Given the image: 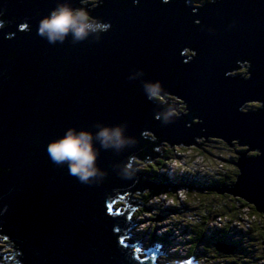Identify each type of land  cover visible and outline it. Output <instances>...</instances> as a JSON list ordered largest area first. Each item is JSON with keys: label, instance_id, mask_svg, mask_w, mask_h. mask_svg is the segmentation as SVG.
<instances>
[{"label": "water", "instance_id": "water-1", "mask_svg": "<svg viewBox=\"0 0 264 264\" xmlns=\"http://www.w3.org/2000/svg\"><path fill=\"white\" fill-rule=\"evenodd\" d=\"M202 1L104 0L90 14L108 25L98 41L50 45L37 26L58 0H0V237L15 244L18 264H166L127 240L141 204L115 207L128 194L176 187L156 188L137 169L132 179L119 175L129 159L161 158L156 143L238 142L239 175L221 192L264 214V0ZM244 63L248 77L237 75ZM157 82L161 101L143 87ZM252 102L261 107L243 109ZM98 122L126 125L136 144L101 149L107 175L85 185L46 148L65 129L94 131Z\"/></svg>", "mask_w": 264, "mask_h": 264}, {"label": "trees", "instance_id": "trees-1", "mask_svg": "<svg viewBox=\"0 0 264 264\" xmlns=\"http://www.w3.org/2000/svg\"><path fill=\"white\" fill-rule=\"evenodd\" d=\"M155 99L161 101L160 98ZM156 144L159 147L162 146L160 143ZM237 145L235 144V147ZM159 147L151 151L161 158L153 162L156 157L144 155L143 161L146 166L140 171L145 172L147 177L148 174L151 175L147 180L156 188L172 183L176 187L189 189L185 196L186 201L183 203L174 195L176 202L180 201V204L172 209L179 212L181 216L173 217L175 223L172 224L173 226L169 224L167 232L178 231L177 228H179L178 233H180L181 240H184L183 246H188L189 255L196 256L199 260L205 259L206 263L211 259L209 253L226 258L231 263L238 262L234 256L240 252L244 253L243 257L249 258L250 254L254 258L263 260L264 214L259 213L244 200L233 197L227 192H221L224 191L223 188H230L237 180L239 170L235 163L238 153H244L245 149L235 151L227 143L214 139L203 141L198 147H194L197 153L192 155L187 154L189 151L179 153L178 150L168 148L160 153ZM177 154H184L187 158L185 164L175 158ZM167 160L177 161L178 176H171V178L167 172L161 171V167L164 168ZM200 160L203 162L198 164ZM154 193L155 191L136 192L132 196L128 194V200H135V205L144 204L145 201L153 202L149 199ZM139 195L142 198H139ZM142 211L144 212L145 209H141L139 213L141 214ZM138 216L140 215H136ZM245 220L247 223L244 222ZM181 221H184L183 225ZM150 232V240L155 239L157 237L155 229H150ZM198 245H201L202 251ZM216 245L231 247L232 252L219 251Z\"/></svg>", "mask_w": 264, "mask_h": 264}, {"label": "clouds", "instance_id": "clouds-1", "mask_svg": "<svg viewBox=\"0 0 264 264\" xmlns=\"http://www.w3.org/2000/svg\"><path fill=\"white\" fill-rule=\"evenodd\" d=\"M0 27H3L2 23ZM107 29L108 25L91 17L85 7L73 6L70 0H58L56 6L40 19L37 35L50 45L64 44L66 41L78 44L90 38L98 41ZM143 87L149 98L154 99L161 92V85L158 82L145 84ZM93 128L94 131L69 127L60 137L50 141L46 148L53 164L65 166L69 175L85 185L99 184L107 175L97 164L101 149L118 153L125 147L136 144L135 138L125 135L126 125L124 124L109 126L98 122L93 125ZM133 164L134 161L131 159L122 164L119 173L121 178L132 179L134 177L136 168ZM177 172L176 176H178ZM178 188H169L173 190L169 194L171 195ZM132 230L135 232L136 228ZM143 231L145 232L144 229Z\"/></svg>", "mask_w": 264, "mask_h": 264}, {"label": "rangeland", "instance_id": "rangeland-1", "mask_svg": "<svg viewBox=\"0 0 264 264\" xmlns=\"http://www.w3.org/2000/svg\"><path fill=\"white\" fill-rule=\"evenodd\" d=\"M203 1H206V0H203ZM192 54L193 53H186V55L188 57H191ZM243 70H245V69H243ZM243 70L240 72V73H242V75H243ZM246 74H247V71L245 72L244 75H246ZM234 75H235V73H234ZM171 98H173V97H171ZM163 101L166 102V100H163ZM173 102H174V106L176 105V107H175L176 111H174V112L178 113V110L181 111L182 113H186L187 112V111H185L186 110L185 106L183 104H180V100H178V101L174 100ZM178 102H179V104H178ZM257 106L261 107V105L258 104V103H251V104L245 106V108H243V109L246 110V111L247 110L250 111L251 109L257 108ZM178 114H181V113H178ZM148 137H150L152 139L151 134ZM203 141H205L204 138L203 139H197V143L198 144L203 143ZM237 143H233L232 144V146H233L232 149H234L235 151L236 150L243 151V150H241V149H244L243 147H240L238 145L235 147V144H237ZM204 144H206V143H204ZM194 147L195 146H190V147L172 146L171 147L168 143L164 142V143H162V146L159 147V152L163 153L164 150L166 148H168L169 150H172V149L178 150L179 153H185L186 151H189L187 154H189V155L191 154L192 155V154H196L197 153V150H195L196 148H194ZM192 148H194V149H192ZM176 153H178V152H176ZM253 154H255V152H250L249 153V155H251V156H253ZM175 158L177 160H179V161L181 160L182 164H185L186 161H187V158L184 156V154L183 155L182 154H177V157H175ZM158 159H160V158H155V160H153V162H156V160H158ZM134 162H135L136 166H138L136 168L138 172H140V169H144V167L146 166L145 165L146 163H144L143 161L135 159ZM202 162H203V160H200V162H197V163L201 164ZM140 164H142V165H140ZM164 165H165L164 168L161 167V171L162 172L163 171L167 172V174L171 177L170 172H172L173 168L176 167L177 161L176 160L175 161H170V160L168 161L167 160ZM176 169H177V167H176ZM143 174L147 175L145 172ZM148 175L151 177L150 174H148ZM149 176L146 179H148ZM174 176H176V175L174 174ZM166 185H169V183L166 184ZM169 188H172V187H168V188L164 187L162 190L155 191V193L149 199V200H153V202H151V201H148V202L145 201L144 202L143 201L144 204L140 203L141 206H138L135 209H133L134 206H132V205H129V207H128V209H130V211L133 209V211L138 212V213L133 214V217L131 218V221H135V222H139L140 223L136 227V231L135 232H140L141 230L144 229L145 230L144 237L146 239H147V236H148L147 235V233H148L147 228L148 227H150V228L153 227L155 230H158V234L161 233V232L164 233V232H167L169 224L172 225L173 223H175L174 222L175 219L173 217L174 216H181L179 214V212L173 211V209H172V208L177 207V205L180 204V201H179V203L176 202L175 198L173 197L174 196L173 193H172V196L169 195V192H168ZM170 191H172V189ZM148 192L150 193V190L147 189L144 193H148ZM176 195H178V196H176ZM176 195L175 196L177 198H179V200H181L182 203L184 201H186L185 200V198H186L185 197V193H181V191H179V192L177 191ZM139 198H142V196L141 197L139 196ZM121 200L122 201L117 200L115 207L118 210L122 209V211H125L126 206H127L126 203L128 202V199L126 197L124 198V196H122ZM141 209H145V211L144 212L142 211V213L140 214L139 211ZM159 210H161V211H159ZM136 215H140V216L136 217ZM154 215H156V216H154ZM160 216L161 217L164 216V218H161L160 221H158L157 219ZM244 222L247 223L246 220ZM181 224L183 225L184 221H181ZM174 234L178 235V231L175 230ZM128 236L129 237H127V240L129 242H133L134 238H136L135 234L129 233ZM157 237L155 239L153 238L151 240L152 244H150V245L156 246L159 249L160 248L164 249L163 255H166L168 257H169V255H171V256H173L175 258L180 259V261H182V262L177 261L179 263H177V262L176 263H171V262H175L174 260H172V261H170L169 263H166V264H186L188 262H190V263L193 262V264H264V262H263L264 259L261 260V259H258L257 257L254 258L253 255L249 254V258L248 257H243V254H244L243 252H240V254L234 256V257H236L235 259L238 261L236 263H231L226 258H223L221 256H217V255H211L209 253V256L211 257V259L209 261L210 263L209 262L206 263L205 259H200L199 260V258H197L196 256L189 255V252L187 251L188 246L184 247L183 244H182L183 241H180V238L178 236H174V239H173L172 236L170 238H168V240L170 239L169 243L165 242V238L166 237H163V239H161L159 236H157ZM178 240L181 243L178 242ZM149 241H148V244H149ZM178 243H180V244H178ZM7 244H10L11 247L9 245H7ZM199 248L201 250V245L199 246ZM144 251H142L143 254L145 253ZM157 252L162 253L161 250H158ZM0 255H1L3 260L14 261L15 262L14 264H18L17 262H19V259H17L16 249L14 248V244L12 242H10V241H7V237L6 236L0 237ZM165 258H163V256L162 257L157 256L158 262H163V263L168 262L169 260L165 259Z\"/></svg>", "mask_w": 264, "mask_h": 264}, {"label": "flooded vegetation", "instance_id": "flooded-vegetation-1", "mask_svg": "<svg viewBox=\"0 0 264 264\" xmlns=\"http://www.w3.org/2000/svg\"><path fill=\"white\" fill-rule=\"evenodd\" d=\"M210 1H213V0H206L205 2L202 1V2H200V5H197V6H202V5H204L205 3L210 2ZM103 4H104V0H84V1H83V6L87 9V11H89L90 14H91L95 9L101 7ZM241 66H242L243 69H245V70L247 71V74L244 75L246 71L243 70V75H242V73H239V74L237 73V75H242L243 77H248V70H247V68H246V66L248 67V64H247V63H244V64H242ZM165 100H166V101H169V102H171V103H173V104H174V102H173L174 100H175V101H178V99L176 100V99L171 98V97H170V98H169V97H166ZM178 104H179V102H178ZM180 104H183V103L180 101ZM175 107H176V105H175ZM257 108H258V106H257ZM178 112H181V111L178 110Z\"/></svg>", "mask_w": 264, "mask_h": 264}, {"label": "bare ground", "instance_id": "bare-ground-1", "mask_svg": "<svg viewBox=\"0 0 264 264\" xmlns=\"http://www.w3.org/2000/svg\"><path fill=\"white\" fill-rule=\"evenodd\" d=\"M88 12H89V11H88ZM252 103H253V102H252ZM249 104H251V103H249ZM249 104L246 103L245 106H247V105H249ZM245 106H244L243 108H245ZM191 146H193V145H191ZM238 146H239V145H238ZM177 166H178V165H177ZM177 166H176V167H177ZM176 167H174L173 170H174ZM173 170H172V172H173ZM174 174H175V173H174ZM172 188H173V187H172ZM175 188H176V187H175ZM175 188H173V189H175ZM170 190H171V189H169L168 192H171ZM178 192H179V191H178ZM188 192H189V191H181V193H185V196H186V193H188ZM176 193H177V192H173L174 195H176ZM169 195H170V194H169ZM171 196H172V194H171ZM176 196H178V195H176ZM173 197H174V196H173ZM135 213H136V212H135ZM135 213H134V214H135ZM134 217H135V216H134ZM163 232H164V231H163ZM161 233H162V232H161ZM128 234H129V232H128ZM128 234H127V235H128ZM7 245L10 246V244H7ZM10 247H11V246H10ZM14 248L16 249L15 244H14ZM158 250H161L162 252L164 251V249H162V248H160V249L158 248ZM158 253H159V252H158ZM4 257H5V256H4ZM156 258H157V257H156ZM17 259H20V255H19V254H17ZM170 260L172 261L173 259H170ZM165 263H166V262H165ZM171 263H173V262H171ZM177 263H179V262H177Z\"/></svg>", "mask_w": 264, "mask_h": 264}, {"label": "built area", "instance_id": "built-area-1", "mask_svg": "<svg viewBox=\"0 0 264 264\" xmlns=\"http://www.w3.org/2000/svg\"><path fill=\"white\" fill-rule=\"evenodd\" d=\"M177 191H189V189L188 188H186V187H181V188H178L176 191H174V192H177ZM153 227H149V229H148V231L150 232V229H152ZM178 231H179V229H178ZM178 237L180 238V240L182 239L181 238V236H180V233H178ZM181 241H183L184 242V240H181ZM183 242H182V244H183ZM181 243V242H180Z\"/></svg>", "mask_w": 264, "mask_h": 264}]
</instances>
